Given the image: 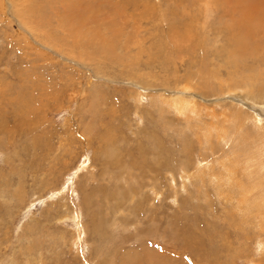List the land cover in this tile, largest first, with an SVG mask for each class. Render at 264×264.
<instances>
[{
	"label": "rangeland",
	"instance_id": "obj_1",
	"mask_svg": "<svg viewBox=\"0 0 264 264\" xmlns=\"http://www.w3.org/2000/svg\"><path fill=\"white\" fill-rule=\"evenodd\" d=\"M216 1L0 0V264H264V0Z\"/></svg>",
	"mask_w": 264,
	"mask_h": 264
},
{
	"label": "bare ground",
	"instance_id": "obj_2",
	"mask_svg": "<svg viewBox=\"0 0 264 264\" xmlns=\"http://www.w3.org/2000/svg\"><path fill=\"white\" fill-rule=\"evenodd\" d=\"M73 1H75V2H77V5L78 6H81L82 7V5L85 3V0H70V4H68V5H73ZM87 1V0H86ZM216 1V0H215ZM217 2H220V1H216V3ZM224 3V2H223ZM228 3V2H227ZM53 5V4H52ZM76 5V6H77ZM74 7H76L75 5H73ZM73 7V8H74ZM264 7V6H263ZM79 8V7H78ZM262 8V7H261ZM83 9V8H82ZM81 9V10H82ZM238 9V8H237ZM257 9V8H256ZM79 10H80V8H79ZM78 11V12H74V14L75 15H78L79 16V19H78V21H80L79 22V24L81 23L82 25L83 24H85L84 26H82L81 24L79 25V26H76L75 28V30H74V32L72 33V41H73V44H78L81 40H83L84 38H85V36L87 37L88 36V33L89 32H91V34L90 35H92L94 38H95V41L98 43V46H100V47H104L105 45L103 44V43H101V42H105L106 41V39L105 38H100L99 37V35H97V34H95L94 35V30H93V27H92V29H90V28H88V24H87V22H88V17H87V14H85L84 12H82V11ZM83 11H85V10H83ZM259 11V10H258ZM90 12V11H89ZM240 13V12H239ZM248 13H249V16H246V18H251V19H258V17H259V14L258 13H254L253 11H251V10H249L248 11ZM246 14H247V12H246ZM93 15V14H92ZM91 15V16H92ZM245 15V14H244ZM261 15V14H260ZM262 16H264V15H262ZM94 17V16H93ZM261 18V17H260ZM96 19H97V17H96ZM259 21H261L260 19L258 20V22ZM71 22V21H70ZM77 22V21H76ZM73 23V22H72ZM248 23V22H247ZM249 23H250V21H249ZM261 23V22H260ZM74 24H75V22H74ZM77 24V23H76ZM251 24V23H250ZM253 24H255L254 22H253ZM252 24V25H253ZM254 26V25H253ZM60 27H61V25H60ZM62 30V29H61ZM117 30V29H116ZM71 31H72V29H71ZM82 31H86V33H85V36L82 34L81 35V32ZM70 32V31H69ZM98 32V31H97ZM70 34H71V32H70ZM99 34V33H98ZM104 35V34H103ZM177 37H178V35H179V33H178V35L177 34H175ZM75 36V37H74ZM174 36H172V37H170V38H173ZM180 37V36H179ZM110 40V39H109ZM173 40H174V38H173ZM95 41H94V43H95ZM178 41H179V38H178ZM235 41V40H234ZM174 42H175V40H174ZM180 42V41H179ZM87 45V44H86ZM89 46V45H88ZM87 46V47H88ZM90 47V46H89ZM234 60H235V58H234ZM188 89V88H187ZM191 90H192V87H191ZM259 95H261V98H258V99H263L264 100V91H263V93L262 92H257ZM257 94L255 93V96H256ZM258 95V96H259ZM257 98V96L255 97V99ZM249 100H250V98H249ZM257 100V99H256ZM252 101V100H251ZM250 101V102H251ZM259 101V100H258ZM253 102H255V100H254V98H253ZM248 103H249V101H248ZM181 104V103H180ZM251 104V103H250ZM184 105V104H183ZM258 105V104H257ZM249 106V105H248ZM262 106H263V104H262ZM196 107V105L193 103V102H191V104H188L187 106H178V108L180 109V111H184V110H187V111H189V108H191V112H194L193 111V109L192 108H195ZM252 107V106H251ZM250 107V108H251ZM263 121V120H262ZM233 122V121H232ZM237 122V121H236ZM241 126H242V124H240ZM241 129V128H240ZM239 129V130H240ZM252 129V128H251ZM227 131V130H226ZM230 132V131H229ZM229 132H227V133H229ZM239 132V131H238ZM255 133V132H254ZM253 133V131H252V133L251 132H244V133H241V136H243V141L247 144V141H250L251 142V140H252V143H253V145H254V147L253 148H250L249 150H246V152H245V154L244 155H248V161H249V157H252V160H251V163H252V165L253 164H255V171H256V167H258L257 169L259 170L258 171V174H257V176L255 177L254 176V174H253V172L251 173L252 175H253V177H255L254 179V181L253 182H251V183H253L250 187L247 185L248 184V182L246 183V182H244V183H242L243 184V186H242V189H240L239 190V192H237V193H241V195L243 196V198H242V201H243V199H245V201L244 202H246L247 203V198H248V195H247V193L246 192H248L249 191V189H250V191H252V190H258L259 191V195L257 194V198L254 200V202H252V204L254 205V207H256V209L259 211V213H262V208H264V176H262V175H260V172H264V144H263V140H261L260 141V135H258V133H260V132H256V134L258 135V140H255V138H253L252 137V134L253 135H255ZM264 133V132H263ZM233 134V133H232ZM238 135H239V133H238ZM262 136H264L263 134H262ZM225 137V139L226 140H228V138H227V136H226V133H225V135L222 137V138H224ZM221 138V137H220ZM262 138V137H261ZM230 139V138H229ZM255 143V144H254ZM242 151H244V150H242V149H239V150H236V151H234V153H236V154H238L239 155V153L241 152L242 153ZM249 154H251L250 156H249ZM241 155V154H240ZM238 158V157H237ZM237 158H235V160H238ZM249 164H250V162H249ZM235 165H237V162H236V164ZM235 165H233V166H235ZM246 167V166H245ZM254 167V166H253ZM237 168H238V166H237ZM245 169V168H244ZM231 171V170H230ZM229 171V172H230ZM246 171L247 170H245V173H246ZM237 174V173H236ZM248 174V173H247ZM262 174V173H261ZM249 175V174H248ZM241 176V175H240ZM246 176V175H245ZM249 176H251V175H249ZM249 176L247 177V178H249ZM228 177V176H227ZM237 177V176H236ZM226 178V177H225ZM229 179V178H228ZM239 179V178H238ZM250 179H251V177H250ZM230 181V180H229ZM249 181V180H248ZM235 182V181H234ZM238 183V182H237ZM240 183V182H239ZM238 183V184H239ZM253 186V187H252ZM231 188H233V187H231ZM231 192V191H230ZM233 192V191H232ZM234 194H235V192H234ZM240 195V194H239ZM238 196V195H237ZM255 198V197H254ZM233 200V199H232ZM251 202V201H250ZM249 207V206H248ZM251 207V206H250ZM240 208V207H239ZM250 210V209H249ZM255 212V211H254ZM263 214V216H264V212L262 213ZM252 215V214H251ZM261 218H262V216H261Z\"/></svg>",
	"mask_w": 264,
	"mask_h": 264
}]
</instances>
